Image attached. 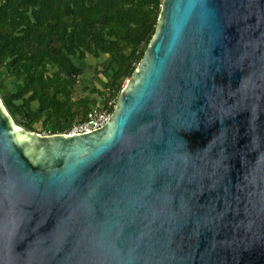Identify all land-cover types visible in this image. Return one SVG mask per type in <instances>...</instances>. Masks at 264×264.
<instances>
[{"label":"water","instance_id":"water-1","mask_svg":"<svg viewBox=\"0 0 264 264\" xmlns=\"http://www.w3.org/2000/svg\"><path fill=\"white\" fill-rule=\"evenodd\" d=\"M0 264H264V0H162L90 133L0 98Z\"/></svg>","mask_w":264,"mask_h":264},{"label":"trees","instance_id":"trees-1","mask_svg":"<svg viewBox=\"0 0 264 264\" xmlns=\"http://www.w3.org/2000/svg\"><path fill=\"white\" fill-rule=\"evenodd\" d=\"M161 5L162 0H0V71L6 72L0 98L10 116L28 132L54 135L85 121L95 107L112 102L113 112L154 35ZM88 57L100 61L95 75L104 88L75 98L83 72L74 61Z\"/></svg>","mask_w":264,"mask_h":264},{"label":"rangeland","instance_id":"rangeland-1","mask_svg":"<svg viewBox=\"0 0 264 264\" xmlns=\"http://www.w3.org/2000/svg\"><path fill=\"white\" fill-rule=\"evenodd\" d=\"M103 60L106 58L103 56ZM75 65L80 68L83 72V75L79 79V84L76 90L75 98H79L84 95H89L92 91L95 89H103L104 84L101 76L95 75V67L100 63L99 60H96L92 57H88L84 61H74ZM6 72L5 70L0 71V80L5 78ZM127 82V81H126ZM126 84V83H125ZM124 84V85H125ZM86 90V93H84V90ZM102 105V101H100V106ZM14 124L18 127H21L14 118L11 117ZM22 128V127H21Z\"/></svg>","mask_w":264,"mask_h":264},{"label":"built area","instance_id":"built-area-1","mask_svg":"<svg viewBox=\"0 0 264 264\" xmlns=\"http://www.w3.org/2000/svg\"><path fill=\"white\" fill-rule=\"evenodd\" d=\"M112 102H109L107 106L93 108L87 115L85 121L72 125L70 130L65 133L66 135H78L84 133H90L104 126L112 116L110 111Z\"/></svg>","mask_w":264,"mask_h":264}]
</instances>
